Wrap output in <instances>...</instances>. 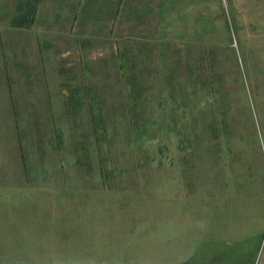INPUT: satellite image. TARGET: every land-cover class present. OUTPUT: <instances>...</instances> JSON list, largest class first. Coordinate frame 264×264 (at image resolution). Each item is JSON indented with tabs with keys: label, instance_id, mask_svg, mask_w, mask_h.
<instances>
[{
	"label": "rangeland",
	"instance_id": "374dc122",
	"mask_svg": "<svg viewBox=\"0 0 264 264\" xmlns=\"http://www.w3.org/2000/svg\"><path fill=\"white\" fill-rule=\"evenodd\" d=\"M0 264H264V0H0Z\"/></svg>",
	"mask_w": 264,
	"mask_h": 264
}]
</instances>
